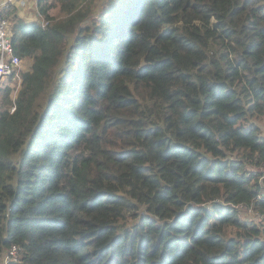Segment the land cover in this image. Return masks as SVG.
I'll list each match as a JSON object with an SVG mask.
<instances>
[{
	"label": "trees",
	"instance_id": "trees-1",
	"mask_svg": "<svg viewBox=\"0 0 264 264\" xmlns=\"http://www.w3.org/2000/svg\"><path fill=\"white\" fill-rule=\"evenodd\" d=\"M47 1L12 26L0 256L264 264V0Z\"/></svg>",
	"mask_w": 264,
	"mask_h": 264
},
{
	"label": "built area",
	"instance_id": "built-area-1",
	"mask_svg": "<svg viewBox=\"0 0 264 264\" xmlns=\"http://www.w3.org/2000/svg\"><path fill=\"white\" fill-rule=\"evenodd\" d=\"M32 0H0V80L6 77L13 76L19 78V71L22 66V58L18 56L13 49L11 35L12 24L8 19L6 13L11 8L27 9L31 6ZM35 3V19L42 26L48 20L37 9V0ZM14 104L10 108L13 111ZM20 258V248L16 245H11L10 248L2 254L0 264H8L9 262H16Z\"/></svg>",
	"mask_w": 264,
	"mask_h": 264
},
{
	"label": "rangeland",
	"instance_id": "rangeland-1",
	"mask_svg": "<svg viewBox=\"0 0 264 264\" xmlns=\"http://www.w3.org/2000/svg\"><path fill=\"white\" fill-rule=\"evenodd\" d=\"M94 1V8L96 9L101 5L103 0H93ZM47 5L50 7L48 8V14L51 16V18L60 16V11L58 8V5L56 1L48 0ZM28 15L34 14L32 18H28L25 14H22L21 11L17 8H11L8 10L6 15L8 16V19L10 20L12 26L15 23L16 18L22 19V20H33L35 19V3L34 1L31 3V7L28 10ZM32 64V59L29 57H23L22 58V66L20 68V71H26L30 68ZM20 87V76L13 77L9 76L4 78L3 80H0V114L5 112L6 110L9 111V109L13 106L14 98L16 96V93ZM261 129L264 134V119L258 120ZM248 169H251L254 171L255 174H257L260 177H264V166L263 165H257V166H247ZM240 210V217L246 218V219H255L257 220V214L252 210L244 206L238 207ZM0 256V260H1ZM18 261V260H17Z\"/></svg>",
	"mask_w": 264,
	"mask_h": 264
},
{
	"label": "crops",
	"instance_id": "crops-1",
	"mask_svg": "<svg viewBox=\"0 0 264 264\" xmlns=\"http://www.w3.org/2000/svg\"><path fill=\"white\" fill-rule=\"evenodd\" d=\"M32 2H33V0L31 1V3ZM30 7L27 9H22V10L19 9V10L21 11L22 14H25L26 16H28V18H32L34 16V14L28 15V13H29L28 10L30 9Z\"/></svg>",
	"mask_w": 264,
	"mask_h": 264
}]
</instances>
